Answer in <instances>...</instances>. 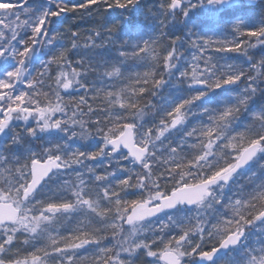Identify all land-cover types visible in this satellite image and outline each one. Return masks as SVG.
Segmentation results:
<instances>
[{
    "label": "snow or ice",
    "instance_id": "6c2138e0",
    "mask_svg": "<svg viewBox=\"0 0 264 264\" xmlns=\"http://www.w3.org/2000/svg\"><path fill=\"white\" fill-rule=\"evenodd\" d=\"M138 262L264 264V0H0V264Z\"/></svg>",
    "mask_w": 264,
    "mask_h": 264
},
{
    "label": "trees",
    "instance_id": "16d2710c",
    "mask_svg": "<svg viewBox=\"0 0 264 264\" xmlns=\"http://www.w3.org/2000/svg\"><path fill=\"white\" fill-rule=\"evenodd\" d=\"M72 3H79L81 2V0H71ZM144 2L150 3L151 0H144ZM135 11H142L141 10H133ZM80 13H77L76 16H79ZM110 15L114 16V17H119V10H117L116 12L110 13ZM69 26H72L74 30H76V28L79 29L80 32L82 33H86L89 29L96 27L97 25L93 22L92 19L88 18L87 16L85 17L84 20H78V19H74L71 15L69 17V19L65 22L64 27L67 28ZM122 30V29H121ZM256 54L257 56L260 55L259 51L256 50Z\"/></svg>",
    "mask_w": 264,
    "mask_h": 264
},
{
    "label": "rangeland",
    "instance_id": "374dc122",
    "mask_svg": "<svg viewBox=\"0 0 264 264\" xmlns=\"http://www.w3.org/2000/svg\"><path fill=\"white\" fill-rule=\"evenodd\" d=\"M91 252H89V253H87L86 255H88L89 256V254H90ZM138 264H141V262H138Z\"/></svg>",
    "mask_w": 264,
    "mask_h": 264
}]
</instances>
